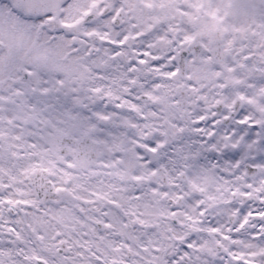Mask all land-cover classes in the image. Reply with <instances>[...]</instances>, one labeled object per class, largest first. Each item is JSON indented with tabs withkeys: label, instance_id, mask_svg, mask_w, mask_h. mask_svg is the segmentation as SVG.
Masks as SVG:
<instances>
[{
	"label": "clouds",
	"instance_id": "1",
	"mask_svg": "<svg viewBox=\"0 0 264 264\" xmlns=\"http://www.w3.org/2000/svg\"><path fill=\"white\" fill-rule=\"evenodd\" d=\"M75 3L44 29L59 57L26 65L40 81L26 96L36 118L0 120V264H177L190 237L212 241L207 264H264L252 255L264 249V0H96L87 17ZM97 30L124 46L86 34ZM156 137L143 162L137 148ZM162 149L185 172L204 161L203 192L185 190V172L149 168Z\"/></svg>",
	"mask_w": 264,
	"mask_h": 264
},
{
	"label": "snow or ice",
	"instance_id": "2",
	"mask_svg": "<svg viewBox=\"0 0 264 264\" xmlns=\"http://www.w3.org/2000/svg\"><path fill=\"white\" fill-rule=\"evenodd\" d=\"M64 4L65 0H0V120L3 119L4 114L8 111H12L17 118L23 119L25 123L36 118L34 113L28 111L26 96L29 92L32 95L38 92L40 81L37 79L35 81L37 87H32V80H26L23 74L26 73V65L28 64L37 67L44 66L54 63L59 57V47L49 45L47 33L44 29L51 27L57 22L58 18L65 11ZM74 7L78 13H82V16L87 17L93 15V10L97 9L98 6L96 0H76ZM147 7H152V5H147ZM96 14L99 17L103 16L102 11ZM116 14L119 15V12ZM213 19H215V16H213ZM80 22V20L77 21V23ZM59 23L61 27L66 29L74 27L73 24L66 23L63 20H59ZM100 27L101 29L106 28L107 23L104 22ZM208 27L214 28L215 26L209 25ZM86 34L89 36H99L102 43H109L117 50L124 46L123 40L106 41L104 35L99 30ZM123 39H127V37L125 36ZM148 55L149 53L146 50L141 51L137 59L129 64V68L134 69L139 65L145 64L146 56ZM160 63L161 61L154 60L153 66L158 67ZM240 67L243 69L245 66L241 65ZM235 70L234 66H227L225 68L227 73H233ZM167 71L169 77H175L179 73L178 68L168 69ZM193 72L198 75L201 69L199 67L190 69L188 72L190 80ZM27 75L31 78L33 73H27ZM215 75L219 77L221 72L215 71ZM235 82L239 83V81ZM153 83L158 84L160 81H153ZM257 85H264V80L258 81ZM239 91L244 90L240 89ZM259 92L261 95H264V87H260ZM245 95L254 96L256 92H247ZM243 98L242 96L241 99ZM259 104L264 105V99H260ZM8 105L12 106L11 109L7 107ZM243 115H247V112H242L241 116ZM99 118H108L107 109L99 113ZM11 123L12 121H9V124ZM211 123L209 121V125ZM241 124H243V119H241ZM204 126L202 124L197 125V127ZM244 130L243 128L239 129L241 132ZM248 131L249 138H251V134L259 131V129L252 128ZM3 136L4 129L0 125V141L3 140ZM157 140H159V137H156L154 140L144 141V147L137 148V153L144 158L143 162H148L145 150L148 153H156ZM0 148H2V144H0ZM162 151L166 152L167 155L149 163L150 169L155 171L159 168H164L166 171H169L170 178H174L177 173L185 172V169L176 162L178 161V157L167 149H162ZM238 155L239 153H233L231 156H226L225 158L236 159ZM205 166L204 161L200 159L187 161V171L185 172L187 179L184 181L185 190H187V187H191L198 192L204 191L200 185L207 182V177L202 172ZM31 171H35V169H31ZM152 187L155 189L156 186L152 185ZM57 191H61V189H57ZM163 191L167 194L166 190ZM173 191H177L179 194V190L175 186L173 187ZM208 198L212 199L210 195ZM194 199L199 202L202 197L195 196ZM192 202V200L188 201L189 204H192ZM197 212L200 216L205 214L203 205L197 207ZM211 231L216 232L217 229L213 227ZM222 239L227 240L228 237L223 236ZM211 245V240H197L196 237L186 239L181 245L177 264H181V262L182 264H207L206 261H203L202 254L213 255L214 249ZM252 255L264 257V249H260L259 252H253ZM233 259L239 260L240 257L234 256ZM244 264H252V262L245 260Z\"/></svg>",
	"mask_w": 264,
	"mask_h": 264
}]
</instances>
